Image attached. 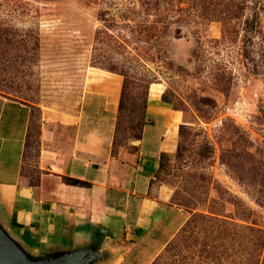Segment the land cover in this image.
<instances>
[{"label":"rangeland","instance_id":"374dc122","mask_svg":"<svg viewBox=\"0 0 264 264\" xmlns=\"http://www.w3.org/2000/svg\"><path fill=\"white\" fill-rule=\"evenodd\" d=\"M0 94L33 109L27 174L44 112L78 116L86 102L114 118V155L159 168L152 196L163 187L172 205L179 192L194 214H220L158 264H264V0H0ZM155 106L178 112L179 130ZM187 217L172 214L148 247Z\"/></svg>","mask_w":264,"mask_h":264},{"label":"crops","instance_id":"0c3cea01","mask_svg":"<svg viewBox=\"0 0 264 264\" xmlns=\"http://www.w3.org/2000/svg\"><path fill=\"white\" fill-rule=\"evenodd\" d=\"M87 105L82 103L78 116L50 110L48 118L44 112L34 177L25 171L32 158L26 159V151L33 109L0 94V219L36 254L97 245L104 259L97 264H154L190 214L158 250L148 247L151 234L163 236L165 226L171 231L170 217L184 209L172 205L166 188L150 194L159 168L145 174L140 159L114 155V118H92ZM152 108L165 110L179 130L178 112ZM149 130L154 131L146 126L144 136ZM66 178L91 186L68 185Z\"/></svg>","mask_w":264,"mask_h":264},{"label":"water","instance_id":"95a60500","mask_svg":"<svg viewBox=\"0 0 264 264\" xmlns=\"http://www.w3.org/2000/svg\"><path fill=\"white\" fill-rule=\"evenodd\" d=\"M97 245L73 251L36 254L26 248L0 219V264H97L103 261Z\"/></svg>","mask_w":264,"mask_h":264},{"label":"trees","instance_id":"16d2710c","mask_svg":"<svg viewBox=\"0 0 264 264\" xmlns=\"http://www.w3.org/2000/svg\"><path fill=\"white\" fill-rule=\"evenodd\" d=\"M145 125H142L141 127H139L140 130V134L134 137V140L137 142H141L144 138V131H145ZM186 128L185 126H181L180 128V138L183 139L186 135ZM41 136V134H40ZM32 138L33 135L31 134V130L30 133L28 135V140H27V151H26V159L30 156L31 152L34 150V146H32ZM38 156L40 153V146L38 147ZM159 163H160V172L163 171L165 169V162L166 161H170V157L167 153H163L160 156L159 159ZM66 184L68 185H72V186H78V187H89L91 186L88 183L82 182V181H78V180H74V179H65ZM181 197V194L179 192H177L176 197L174 198V202L173 204L178 206L179 208L185 209L189 214H190V218L187 221V223L185 224V226L182 228V230L180 231V233L176 236V238L169 244V246L165 249V251L160 255V257L156 260V262L154 264H158L157 262L159 261V259L162 257V255L168 251V249L170 248V246L172 245V243L181 235H184L186 233H189V231H191V229H193L195 227V224L197 222L198 219H202V218H207L211 221H216L217 218L220 216L219 213L216 212H211L210 216H206L200 213H195L194 211L197 210V207L193 206L192 201L190 200H180L179 198ZM196 212V211H195Z\"/></svg>","mask_w":264,"mask_h":264}]
</instances>
